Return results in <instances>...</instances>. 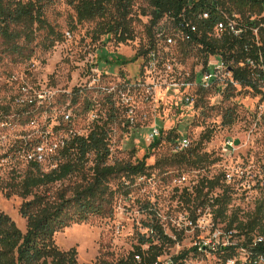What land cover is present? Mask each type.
I'll use <instances>...</instances> for the list:
<instances>
[{
    "label": "rangeland",
    "instance_id": "1",
    "mask_svg": "<svg viewBox=\"0 0 264 264\" xmlns=\"http://www.w3.org/2000/svg\"><path fill=\"white\" fill-rule=\"evenodd\" d=\"M51 1L45 8L46 18L64 35L62 42L48 50L42 44L44 32H40L29 49L33 56L28 60V53L25 57L7 53L0 43V180L8 178L18 160L22 161L19 168L23 169L28 156L41 149L51 153L48 144L66 132L56 130L67 123L66 115H71L72 130L80 136L89 135L95 125H105L110 137L109 163L135 162L147 156L149 174L142 179L124 180L125 187L116 197L112 218L72 224L56 233V245L64 251L75 249L78 264L118 260L138 247L148 251L150 244H142L149 239L147 225L158 223L168 236L178 241L174 245L155 242L164 253L163 264L184 252L189 253L184 264H222L220 253L211 250L213 245L218 250L229 244L246 243L245 236L234 230L236 225L229 229L230 217L237 214L239 220L247 218L258 203L264 202V186L247 190L255 185L256 175L264 174V92L257 94L249 87H240L228 101L225 97L206 96L199 106L191 108L180 104L181 93L165 85L164 78V85L149 102L134 93L135 123L129 124L123 103L116 96L109 97L105 90L120 88L127 81L141 82V59L137 55L146 44L147 27L152 19L148 1L136 0L134 40L125 43H119L111 35L100 36L96 22L79 23L70 0ZM194 62L195 59L188 58L185 67ZM228 107L237 112L231 126L223 121L222 109ZM154 127L161 132L160 142L150 148ZM170 131L175 133L169 134ZM206 134L209 140L204 141L203 151L212 160L218 159L216 164L197 168L164 162L180 153L177 147L182 138L190 137L194 147ZM227 140L239 142L232 156L222 152ZM43 168L48 171L51 163L43 160ZM241 171L245 180L237 184L224 180L225 172H229L240 181ZM182 174L187 176V183H180L178 177ZM217 177L222 181L211 195L219 196L228 187L232 196L225 221L205 215L208 210L204 211L199 206L202 200L196 199V188L202 181ZM119 183L115 181L112 186L117 188ZM186 187L193 190L183 191ZM22 203V198H8L0 188V213L10 216L25 233L26 220L19 211ZM184 207L201 215V227H193L183 236L180 229L182 212L187 211ZM199 242L206 243V251L191 250ZM244 257L240 253L238 259Z\"/></svg>",
    "mask_w": 264,
    "mask_h": 264
},
{
    "label": "trees",
    "instance_id": "2",
    "mask_svg": "<svg viewBox=\"0 0 264 264\" xmlns=\"http://www.w3.org/2000/svg\"><path fill=\"white\" fill-rule=\"evenodd\" d=\"M147 1L152 8V19L147 27L146 44L140 55H137L139 58L145 56L151 49L157 48L156 30L161 20L179 16L190 4L198 6V1L200 2V0ZM228 1L251 27H260L264 24L262 17L264 0ZM51 2V0H0V43L4 46L5 52L21 57L28 53L26 59H31L33 52L29 49L40 32H44L42 44L48 50L63 41L64 35L56 31L46 18L45 8L51 5ZM70 2L76 12L77 21L96 22L100 36L111 35L119 43L134 40L132 23L136 0H70ZM251 18L255 19L251 21ZM260 40L262 44L260 48L254 42L250 43L252 46L250 56L253 58H256L259 52L264 54V31L260 34ZM244 43L243 39L233 40L229 37L220 42H208L203 34L199 42L180 44L175 51V57L180 62H186L188 58L201 60L209 53L222 52L229 56L235 54L236 59L240 60L247 56L244 52ZM200 45L203 49L199 47ZM236 78L242 87H249L257 94H262L253 85L248 70L237 71ZM231 93L225 95V101L232 98ZM205 97V93L201 94L199 103ZM222 111L224 124L233 125L237 118L236 109L228 107ZM114 117V115L111 117L112 120ZM72 128V122L58 126L56 130L66 132L55 142L48 144L51 153L43 150L41 162L37 158L28 159L23 169L19 168L22 161L18 160L17 166L11 170L8 178L0 180V188L6 197L18 196L23 199L19 211L21 217L26 220L24 233L10 216L0 213V264H78V253L75 249L64 251L56 245L54 240L56 233L72 224L112 218L116 197L124 189V182L149 174L151 167L147 165V156L135 162L109 163L110 137L105 125H95L87 136L74 134ZM175 139L179 140L177 134ZM206 140H209V136L202 135L194 147L191 144L188 149L168 157L164 162L168 165L197 168L216 164L219 160H212L211 155L203 151ZM159 142V138L155 139L150 148L157 147ZM43 160L51 163L48 171L43 168ZM115 181H120L117 188L112 186ZM221 181V177L202 181L196 189L198 194L196 199L206 201ZM205 189H209L207 193H204ZM231 200L230 190L226 187L212 205L217 206L215 219L226 220ZM230 218L227 223L229 229L232 230L236 225L234 230L240 236H245L246 243L222 248L220 250L222 264L238 259L239 249H246L249 253L247 261L242 264H259L258 258L264 255V202L258 203L247 218L239 220L237 214ZM147 227L152 233L146 235L149 239L142 244H150L148 251L138 247L127 257L118 260L100 259L95 264H154L164 254L155 242L163 244L175 242L165 235L158 223ZM257 236L263 237V242L254 247L253 241ZM188 254L181 253L173 259L174 263L184 264Z\"/></svg>",
    "mask_w": 264,
    "mask_h": 264
},
{
    "label": "built area",
    "instance_id": "3",
    "mask_svg": "<svg viewBox=\"0 0 264 264\" xmlns=\"http://www.w3.org/2000/svg\"><path fill=\"white\" fill-rule=\"evenodd\" d=\"M198 6L190 4L186 7L179 16H174L170 19H163L159 22L156 30L157 48H153L141 59V82L130 84L125 82L120 85V88L106 89L105 93L111 98L116 96L125 107L126 114L128 115L127 122L129 124L135 123L136 107L135 92L140 94L146 102L156 94L159 88L165 85L174 91L181 93L180 104L185 107L194 108L199 105L201 94L205 96H213L216 98H223L231 92H235L238 88L242 87L241 83L236 78L237 71L248 70L250 79L253 85L257 87L261 93L264 92V54L259 52L256 58L250 56L252 46L251 42L260 48L261 40L260 34L264 31V24L260 27H251L242 16L234 10L228 0H200ZM264 17V12L262 14ZM255 18H251L253 21ZM207 37L208 42H220L224 38L229 37L233 40H245L244 52L247 56L237 60L236 56H229L222 52L209 53L204 59L195 58V62L189 68L186 62H180L175 57V51L180 44H193L199 42V39ZM200 48L203 47L200 45ZM197 49V48H196ZM199 49V48H198ZM186 66V67H185ZM66 122L71 121V115L65 116ZM77 134V133H74ZM78 135V134H77ZM161 132L158 128H153L150 133V139L154 141L159 138ZM80 136V135H79ZM191 146L190 138L184 137L177 147L178 151H183ZM56 147V146H55ZM236 150V142L227 140L222 145V152L224 155L232 156ZM39 150L28 159L37 158L42 161V152ZM38 155V156H37ZM242 172V171H241ZM145 177V176H144ZM139 177L137 179H142ZM181 184L187 183V176L182 174L178 177ZM224 180L229 184H237L245 180V174L242 172L240 181L234 178V175L225 172ZM254 186H248L247 190L259 189L264 186V174L256 175ZM249 185V183L247 182ZM197 189V188H196ZM192 191L193 188L186 187L183 191ZM217 196L209 194L208 199L203 201L199 206L208 210L205 215H211V218L216 217L217 206H212ZM186 208V207H184ZM197 209V208H196ZM187 211L182 212L183 227L180 232L189 234L193 227H197L201 220V215L186 208ZM160 225V224H159ZM162 227V226H161ZM199 227H201L199 225ZM163 229V228H162ZM164 231V230H163ZM152 233L149 229L148 236ZM165 233V231H164ZM165 235H167L165 233ZM168 236V235H167ZM174 244L178 241L174 237L168 236ZM263 242V237L257 236L253 241V246L256 247L259 243ZM173 244V245H174ZM235 246V245H227ZM215 245L212 247L213 252H219L222 248ZM194 252H203L207 250L206 243H195L191 249ZM217 250V251H216ZM244 253V259L229 260L227 264H240L245 263L248 257V250L239 249V254ZM163 256V255H162ZM160 256L154 264H163ZM175 257H173L174 259ZM137 259L140 261L139 257ZM173 259H170L165 264H175ZM187 260V259H186ZM186 260L184 262H186ZM238 261V262H237ZM259 264H264V255L258 258Z\"/></svg>",
    "mask_w": 264,
    "mask_h": 264
},
{
    "label": "water",
    "instance_id": "4",
    "mask_svg": "<svg viewBox=\"0 0 264 264\" xmlns=\"http://www.w3.org/2000/svg\"><path fill=\"white\" fill-rule=\"evenodd\" d=\"M236 145H239V142L238 141H236Z\"/></svg>",
    "mask_w": 264,
    "mask_h": 264
}]
</instances>
